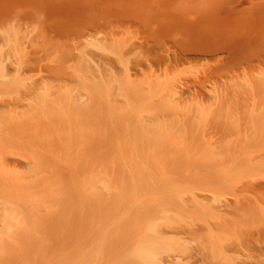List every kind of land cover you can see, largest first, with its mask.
Masks as SVG:
<instances>
[{
    "label": "rangeland",
    "instance_id": "374dc122",
    "mask_svg": "<svg viewBox=\"0 0 264 264\" xmlns=\"http://www.w3.org/2000/svg\"><path fill=\"white\" fill-rule=\"evenodd\" d=\"M0 14V264H264V0Z\"/></svg>",
    "mask_w": 264,
    "mask_h": 264
},
{
    "label": "bare ground",
    "instance_id": "6f19581e",
    "mask_svg": "<svg viewBox=\"0 0 264 264\" xmlns=\"http://www.w3.org/2000/svg\"><path fill=\"white\" fill-rule=\"evenodd\" d=\"M53 1V0H52ZM19 2V1H18ZM21 2V1H20ZM47 5H49V3L47 4ZM52 6H54V3L51 5V7ZM69 7V6H68ZM8 8H10V7H8ZM7 8V9H8ZM50 8V7H49ZM54 8H56V5H55V7H52V9H54ZM6 9V10H7ZM2 10V9H1ZM2 14V13H1ZM0 14V24H2L3 22H6L10 17H8V16H5V15H1ZM1 26V25H0ZM238 128V127H237ZM234 129V128H233ZM252 129V128H251ZM232 130V129H231ZM234 130H236V129H234ZM239 129H237V131H238ZM245 130V129H244ZM230 131V130H229ZM233 132V131H232ZM240 132V131H239ZM250 132V131H249ZM229 133V132H228ZM258 133H259V130H254V134L256 135V136H258ZM262 134H264V131H263V129L260 131V135H262ZM213 253V252H212ZM199 254V253H198ZM256 259V258H255ZM257 260V259H256ZM205 262V261H204ZM203 262V263H204ZM210 262V264H211V261H209ZM264 263V262H263ZM205 264V263H204ZM209 264V263H208Z\"/></svg>",
    "mask_w": 264,
    "mask_h": 264
}]
</instances>
